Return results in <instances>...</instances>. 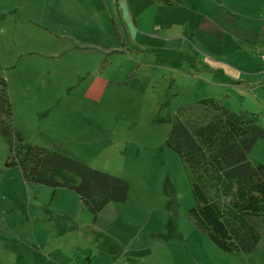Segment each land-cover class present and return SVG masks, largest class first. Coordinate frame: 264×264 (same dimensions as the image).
Wrapping results in <instances>:
<instances>
[{
  "label": "rangeland",
  "instance_id": "374dc122",
  "mask_svg": "<svg viewBox=\"0 0 264 264\" xmlns=\"http://www.w3.org/2000/svg\"><path fill=\"white\" fill-rule=\"evenodd\" d=\"M181 1L179 21L169 25L149 0H0V76L15 128L26 142L129 183L127 199L109 202L94 220L74 191L25 183L6 165L0 135V264H53L69 234L81 253L133 250L150 264L238 257L189 219L187 174L165 139L185 103L219 98L231 110L258 113L264 127V101L205 82L190 9L212 0ZM250 157L264 164V140ZM257 223L262 238L240 258L249 264H264V219Z\"/></svg>",
  "mask_w": 264,
  "mask_h": 264
},
{
  "label": "trees",
  "instance_id": "16d2710c",
  "mask_svg": "<svg viewBox=\"0 0 264 264\" xmlns=\"http://www.w3.org/2000/svg\"><path fill=\"white\" fill-rule=\"evenodd\" d=\"M181 2L149 0L168 6ZM0 135L9 147L6 165L17 167L25 183L74 191L93 219L109 202L127 199L125 179L26 142L14 126L8 83L2 76ZM259 139L264 140V127L258 113L231 110L214 97L179 106L165 139L187 174L193 198L189 219L219 250L234 256L252 254L262 238L257 221L264 219V164L250 157Z\"/></svg>",
  "mask_w": 264,
  "mask_h": 264
},
{
  "label": "crops",
  "instance_id": "0c3cea01",
  "mask_svg": "<svg viewBox=\"0 0 264 264\" xmlns=\"http://www.w3.org/2000/svg\"><path fill=\"white\" fill-rule=\"evenodd\" d=\"M155 5L161 14L170 16L164 18L166 24L179 21V5ZM206 5L190 9V20L195 21L198 31L196 40L202 45L195 63L199 65L202 58L201 67L210 74L205 82L225 93L252 91L258 101H264V0H212ZM69 235L71 238L64 239L65 246L60 245L62 241L57 244L55 253L61 258L56 257L53 264H150L145 255L135 254L133 250L106 252L96 248L97 253L94 250L81 253L82 244ZM63 250L68 255L62 254ZM243 256L246 255L224 263L197 259L190 264H249L248 257L246 261L240 259Z\"/></svg>",
  "mask_w": 264,
  "mask_h": 264
}]
</instances>
